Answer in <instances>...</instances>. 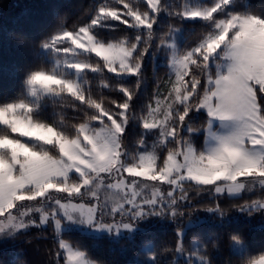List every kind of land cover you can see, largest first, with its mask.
Wrapping results in <instances>:
<instances>
[{
	"label": "snow or ice",
	"instance_id": "obj_1",
	"mask_svg": "<svg viewBox=\"0 0 264 264\" xmlns=\"http://www.w3.org/2000/svg\"><path fill=\"white\" fill-rule=\"evenodd\" d=\"M54 15L55 24L23 41L33 61L20 93L0 103V239L34 245L42 257L15 264H120L95 250L122 239L135 245L147 222L157 231L174 225L175 236L144 241L139 264H218L216 231L185 241L209 217L231 237L227 264H264V241L227 227L238 216L264 222V34L244 35L245 22L264 25V6L92 0L74 21ZM186 22L204 31L181 47ZM158 56L166 79L157 78L155 104L137 111L146 60ZM128 77L135 82L123 84ZM45 93L75 110L71 127L62 112L47 113Z\"/></svg>",
	"mask_w": 264,
	"mask_h": 264
},
{
	"label": "trees",
	"instance_id": "obj_2",
	"mask_svg": "<svg viewBox=\"0 0 264 264\" xmlns=\"http://www.w3.org/2000/svg\"><path fill=\"white\" fill-rule=\"evenodd\" d=\"M174 2L179 3L182 0H174ZM192 2L195 3V0ZM91 3L92 0H0V103L3 102L5 95L14 96L20 93L23 69L33 61V57L25 51L23 41L30 39V34L47 29L52 23L55 24L57 17L54 13L57 9H59L61 15L68 13V19L71 22L79 15L82 6H87ZM249 4L259 8L260 6H264V0H249ZM161 19L165 24L169 22L166 15H163ZM203 31L204 29L198 23L194 25L192 22H186L179 42L181 47L185 43L194 44L200 38ZM105 34L109 36L121 35L120 33L111 32H106ZM42 66L46 69H51L53 63L51 59L47 60L45 58ZM153 69H155V72ZM167 71L168 65L165 57L158 56L155 64L146 60L145 81L142 85V92L135 101L137 111L149 100H152L154 104L155 101L152 98L156 91L157 78L166 79L165 73ZM90 79L94 92L98 93V82L94 77H90ZM135 80V77H128L122 83L131 85ZM104 92L108 96L118 95L116 92H109L108 89H104ZM61 95L69 97V101L74 99L70 93L63 92ZM46 97H41V100L47 113L52 115L62 112L65 123L71 127L75 122L73 120L75 110L71 108L68 102L53 104L51 99H46ZM135 139V132H133L129 138L130 146H134ZM204 143L203 136L198 137L195 141L196 146L199 147H203ZM200 214L207 216L203 212ZM144 227L149 229V231L138 233L135 245L126 239H122L113 246L105 243L95 250L94 258L103 260L115 259L119 260L120 264H139L138 259H143V257H138L137 252L144 241L155 239L171 243L174 239V225H169L166 231H157L159 226L152 225L150 222H147ZM227 227L242 231L249 241L257 246L261 241H264V222L258 217L246 218L238 216L229 218ZM193 230L195 232L190 231L187 233L185 237L186 243H190L193 236L197 233L207 236L216 231L222 238L221 243L223 246L218 252H214L213 258L218 264H227L229 259H235L227 247L229 236L225 226L219 225L209 217L204 223L198 225ZM36 243H40L41 247H43L44 241L38 240ZM112 247L115 253L112 252ZM18 258L32 261L42 257L38 256L34 245L25 244L21 246L14 243L11 239L0 243V264H15ZM165 258L171 259L172 257L169 254H165Z\"/></svg>",
	"mask_w": 264,
	"mask_h": 264
},
{
	"label": "clouds",
	"instance_id": "obj_3",
	"mask_svg": "<svg viewBox=\"0 0 264 264\" xmlns=\"http://www.w3.org/2000/svg\"><path fill=\"white\" fill-rule=\"evenodd\" d=\"M256 21H247L245 22V36H248L252 34L253 32H259L261 34H264V25H260V27L257 29L256 27ZM231 240V237H229V241Z\"/></svg>",
	"mask_w": 264,
	"mask_h": 264
},
{
	"label": "rangeland",
	"instance_id": "obj_4",
	"mask_svg": "<svg viewBox=\"0 0 264 264\" xmlns=\"http://www.w3.org/2000/svg\"><path fill=\"white\" fill-rule=\"evenodd\" d=\"M193 0H190V2H192ZM193 3V2H192ZM66 92V91H65ZM67 93V92H66ZM62 93H59V95H61ZM44 96H48V94L47 93H45L44 94ZM44 96H42V97H44ZM154 104H155V102H154ZM153 104V105H154ZM221 124H222V122H219V121H217V123H216V129H221ZM204 145H205V143H204ZM141 179H143V178H141ZM165 187H166V185H165ZM8 239H11V238H8ZM8 239H0V243L1 242H4L5 240H8Z\"/></svg>",
	"mask_w": 264,
	"mask_h": 264
}]
</instances>
